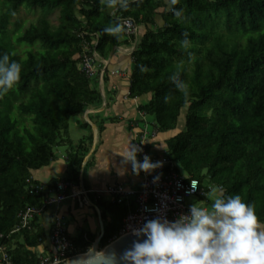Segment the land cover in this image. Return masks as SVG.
Masks as SVG:
<instances>
[{
    "label": "trees",
    "instance_id": "16d2710c",
    "mask_svg": "<svg viewBox=\"0 0 264 264\" xmlns=\"http://www.w3.org/2000/svg\"><path fill=\"white\" fill-rule=\"evenodd\" d=\"M175 7L183 10L182 20L173 16L168 0H130L128 9L116 12L101 0H0V52L22 66L20 80L0 96V248L7 247L14 264H40L30 248L46 238L36 217L29 228L14 232L21 212L40 207L56 186L41 185L31 193L32 171L49 166L56 149L68 145L72 180L78 179L89 151L86 140L74 146L68 137L73 118L102 104L96 77L80 66L82 43L97 35L96 51L108 57L129 37L125 27L119 40L103 28L125 18L146 28L132 54L130 80L131 98L152 95L140 112L153 118L157 133H168L177 131L186 109L185 128L167 141L177 172L222 187V195L240 194L264 224V0H178ZM21 8L39 9L38 23L26 28L24 21L14 23ZM55 12L54 27L49 18ZM185 31L191 57L178 46ZM23 43L31 46L24 55L18 49ZM176 70L189 85L186 101L168 79ZM166 93L172 96L168 103L162 99ZM99 206L105 247L119 235L129 209L117 201L102 200ZM94 240L81 235L75 242L79 253Z\"/></svg>",
    "mask_w": 264,
    "mask_h": 264
},
{
    "label": "crops",
    "instance_id": "0c3cea01",
    "mask_svg": "<svg viewBox=\"0 0 264 264\" xmlns=\"http://www.w3.org/2000/svg\"><path fill=\"white\" fill-rule=\"evenodd\" d=\"M117 10L115 9V12ZM163 12V9L159 10L157 16V23L160 26L163 25L161 16ZM145 32L146 28L139 26L137 42L135 39L129 38L127 43L124 42L113 48L108 57L100 56L97 64L99 74L95 77L98 81L102 104L99 107H90L84 114L70 121L68 137L73 145L77 146L82 140H86V147L89 149L78 179L72 180V171L67 162L68 145H65L67 146L66 151L61 147L56 149V159L49 166L33 170L31 173L32 181L42 186L66 180L70 181L75 188L83 191L80 198H68L59 205L37 215L35 220L33 219L35 225L42 229L46 235L41 244L30 248L39 257L40 264L55 252L51 242L55 215L64 218L68 235L75 246L76 240L84 234L95 236L96 240L101 235L102 221L105 233V219L99 202L102 200L117 201L115 196L103 191L117 186L133 190H138L141 187L144 172L139 175L134 174L131 165L124 161L123 156H126L131 145L135 144L137 134L148 130L149 126L154 127L153 118L139 110L141 106L151 100L152 95L130 97V80L133 70L132 54L137 47L138 40L143 37ZM104 119L107 121L104 122ZM84 125H89L91 128ZM99 125L103 126L101 133ZM94 126L98 128L97 136ZM177 133V131L157 133L156 137L149 141L151 153L157 156L167 155V141ZM72 134L76 137H73ZM91 135L93 136L92 143L88 140ZM216 194L219 193L216 192ZM124 203L128 206L129 212L136 207L134 198L126 200ZM110 220V216L107 215L106 222ZM119 236L120 233L114 240Z\"/></svg>",
    "mask_w": 264,
    "mask_h": 264
},
{
    "label": "clouds",
    "instance_id": "9594fccd",
    "mask_svg": "<svg viewBox=\"0 0 264 264\" xmlns=\"http://www.w3.org/2000/svg\"><path fill=\"white\" fill-rule=\"evenodd\" d=\"M107 9L126 10L130 0H101ZM173 16L183 19V10L176 8L178 0H168ZM124 25L110 22L103 32L119 40ZM189 33L184 32L178 42L181 50L188 52L191 47ZM143 71V69H141ZM21 64L11 59L9 53L0 52V96L7 94L20 80ZM173 88L185 101L189 96V85L181 78L179 70L169 77ZM168 103L172 96L162 97ZM142 149L132 144L124 157L134 174L150 173L162 168L161 161H153L147 154L138 159ZM154 182L159 176L153 177ZM197 189L191 181V190ZM223 190H221L222 192ZM209 204L194 200L188 211L175 219L155 216L145 219L131 230L136 237L121 253L104 249L89 248L81 264H264V224L256 214L254 205L245 202L240 194L222 195L215 190L202 193Z\"/></svg>",
    "mask_w": 264,
    "mask_h": 264
},
{
    "label": "built area",
    "instance_id": "2783aa9c",
    "mask_svg": "<svg viewBox=\"0 0 264 264\" xmlns=\"http://www.w3.org/2000/svg\"><path fill=\"white\" fill-rule=\"evenodd\" d=\"M122 24L126 28L127 36L134 37L137 42L139 26L131 18L122 20ZM84 38V35H81ZM93 42H88L84 39L82 43L81 53V69L90 78H94L99 73L97 64L99 63V54L96 51L98 36H95ZM152 132L144 130L142 133L135 136V144L142 149L138 153V159H142L143 155L147 154L155 161H161L163 167L156 169L150 173H144L143 181L140 189H127L123 186L108 188L103 191L106 194L115 196L118 203H124L126 200L135 199L136 207L131 210L124 219V225L121 229L120 236L131 233L134 227H138L145 219H150L155 216L166 217L169 220L175 219L181 213L188 211V200H200L206 206L209 202L202 194L215 190L221 194L222 187L216 185L202 184L196 178H189L177 172V164L167 155L157 156L151 153L149 149V141L156 137L157 131L152 127ZM159 176V180H153V177ZM191 181L196 183L197 189L191 190ZM31 184V193L35 189H42L41 185L33 186V181L28 180ZM83 191L75 186L70 181H60L56 186L42 198L40 207L28 206L20 214V225L14 231L29 228L33 219L45 212L46 210L59 205L68 198H80ZM119 236V237H120ZM51 242L55 248L54 254L46 257L41 264L60 263L69 258L80 254L78 248L70 239L67 231V226L64 218L60 215H55L53 218V228ZM0 264H13L7 247L0 248Z\"/></svg>",
    "mask_w": 264,
    "mask_h": 264
},
{
    "label": "rangeland",
    "instance_id": "374dc122",
    "mask_svg": "<svg viewBox=\"0 0 264 264\" xmlns=\"http://www.w3.org/2000/svg\"><path fill=\"white\" fill-rule=\"evenodd\" d=\"M41 17V12L39 9H35V10H27L25 8H21L18 12V14L12 19V21L15 23L16 21H24V27H29L31 24H37L39 19ZM59 14L58 12H55L54 14H52L50 16V22L51 24L55 27L58 25L59 20H58ZM14 24L11 26V28H13ZM31 47L28 44L23 43L22 46L18 45V49L19 52L24 55L25 49ZM186 117V109L183 110L182 115L180 117L179 120V125L177 128V132H180L181 130H183L185 128V119ZM74 120V119H72ZM153 120V119H152ZM71 126V124H70ZM152 126H149L148 131L152 132ZM74 133V132H73ZM73 135V134H72ZM73 137H76V135H73ZM66 147L67 146H62L61 149L66 151ZM194 201V199H189L188 203H192Z\"/></svg>",
    "mask_w": 264,
    "mask_h": 264
},
{
    "label": "water",
    "instance_id": "95a60500",
    "mask_svg": "<svg viewBox=\"0 0 264 264\" xmlns=\"http://www.w3.org/2000/svg\"><path fill=\"white\" fill-rule=\"evenodd\" d=\"M94 130L96 133V136L98 135V128L96 126H94ZM104 234V225H103V221H102V231H101V235L93 242L92 247L94 250H101L104 249L108 252H115L117 254L121 253L124 249L128 248L132 241L134 239H136V237H134L131 233L125 234L123 236L118 237L117 239H115L114 241H112L110 244H108L105 247H101L100 246V242L102 240ZM84 253L75 255L71 258H69L66 261L60 262V263H52V264H81L82 261V257H83Z\"/></svg>",
    "mask_w": 264,
    "mask_h": 264
}]
</instances>
